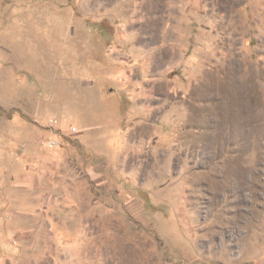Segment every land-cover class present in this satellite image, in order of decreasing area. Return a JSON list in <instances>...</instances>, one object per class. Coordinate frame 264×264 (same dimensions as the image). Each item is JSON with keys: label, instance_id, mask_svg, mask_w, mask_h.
<instances>
[{"label": "rangeland", "instance_id": "374dc122", "mask_svg": "<svg viewBox=\"0 0 264 264\" xmlns=\"http://www.w3.org/2000/svg\"><path fill=\"white\" fill-rule=\"evenodd\" d=\"M0 264H264V0H0Z\"/></svg>", "mask_w": 264, "mask_h": 264}]
</instances>
